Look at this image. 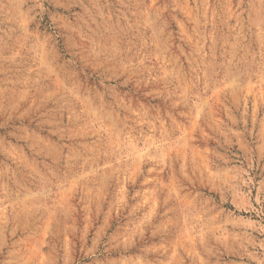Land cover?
I'll return each mask as SVG.
<instances>
[{"label": "rangeland", "instance_id": "1", "mask_svg": "<svg viewBox=\"0 0 264 264\" xmlns=\"http://www.w3.org/2000/svg\"><path fill=\"white\" fill-rule=\"evenodd\" d=\"M0 264H264V0H0Z\"/></svg>", "mask_w": 264, "mask_h": 264}]
</instances>
